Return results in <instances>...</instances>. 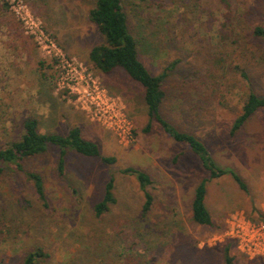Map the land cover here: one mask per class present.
<instances>
[{
	"label": "rangeland",
	"instance_id": "rangeland-1",
	"mask_svg": "<svg viewBox=\"0 0 264 264\" xmlns=\"http://www.w3.org/2000/svg\"><path fill=\"white\" fill-rule=\"evenodd\" d=\"M5 2L8 11L0 10V147L19 138L23 121L34 116L44 134L67 135L79 127L102 156L117 161L105 165L98 157L69 151L59 177V149L29 159L25 167L44 178L48 207L22 173L6 170L0 177V262L22 264L28 252L41 248L49 256L41 264H226L231 243L234 264H264V258H248L222 236L230 216L241 212L257 220L264 208V108L230 136L248 93L264 96V50L251 37L255 25H264V0H230L229 10L220 0H122L149 71L163 74L177 61L164 82V114L247 186L241 189L230 174L209 180L206 205L215 227L200 226L191 217L195 187L209 178L198 156L157 124L144 133L143 87L122 69L103 74L91 63L90 51L105 43L89 19L95 0H16L14 7ZM31 21L125 103L134 126L130 143H120L92 121L58 86L57 62L30 34ZM129 167L153 180L154 203L147 215L136 178L123 173ZM111 178L117 203L97 217L94 206ZM212 238L217 239L209 243Z\"/></svg>",
	"mask_w": 264,
	"mask_h": 264
},
{
	"label": "trees",
	"instance_id": "trees-1",
	"mask_svg": "<svg viewBox=\"0 0 264 264\" xmlns=\"http://www.w3.org/2000/svg\"><path fill=\"white\" fill-rule=\"evenodd\" d=\"M220 2L227 10L231 9L230 0H220ZM0 10L8 11L5 0H0ZM89 19L105 38L104 44L96 46L90 51L89 57L93 66L103 74H111L117 69H122L144 89L148 123L143 132L149 134L154 124H157L174 142L185 145L191 153L197 155L202 167L208 171L209 178L201 180L195 187L191 217L193 222L200 226L215 227L213 217L206 205L209 180L230 174L241 189L247 191V186L233 171L218 167L201 140L191 133L180 131L164 114L163 109L168 98L164 82L169 71L175 68L177 61L171 63L163 74L154 75L149 71L140 60V44L130 29L129 15L122 0H95V6L89 12ZM251 35L264 50V25H255ZM242 77L246 81L248 80L244 71H242ZM263 108L264 96H259L253 91L249 92L242 113L236 118L231 128L230 136L234 137L254 114ZM51 148L59 149L57 164L59 177L63 176L65 156L69 151H76L86 157H98L105 165H113L117 161L115 157L102 156L99 145L85 139L79 127H73L67 135L44 134L40 131V122L37 117L26 118L22 123L21 136L0 147V177L6 170L22 173L33 184L38 199L45 207H48L49 204L44 178L40 173L27 169L25 163L33 157L46 153ZM123 173L136 178L144 197L142 214L147 215L152 210L154 203V197L150 191L153 184L151 176L142 170L131 167L124 169ZM114 181V178L108 181L102 200L94 206V213L97 217L108 213L111 207L117 203ZM261 216L262 213L257 220L261 219ZM251 220L256 221V219ZM230 251L231 243L225 248L226 264H234V257L231 256ZM48 257L41 248H36L27 253L22 264H41ZM0 264L5 263L1 261Z\"/></svg>",
	"mask_w": 264,
	"mask_h": 264
},
{
	"label": "built area",
	"instance_id": "built-area-1",
	"mask_svg": "<svg viewBox=\"0 0 264 264\" xmlns=\"http://www.w3.org/2000/svg\"><path fill=\"white\" fill-rule=\"evenodd\" d=\"M14 3L16 0H11L9 5L14 7ZM29 28L38 45L47 49L48 55L57 62L58 86L76 99V103L92 121L108 128L120 143H130L134 126L126 113L125 103L109 94L83 63L68 58L35 22L31 21ZM222 236L235 242L238 250L248 258H264V208L261 219L256 221L241 212L233 214L226 221ZM216 239H210L209 243Z\"/></svg>",
	"mask_w": 264,
	"mask_h": 264
}]
</instances>
